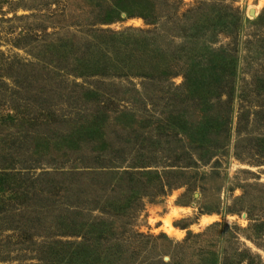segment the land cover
<instances>
[{"label":"rangeland","instance_id":"374dc122","mask_svg":"<svg viewBox=\"0 0 264 264\" xmlns=\"http://www.w3.org/2000/svg\"><path fill=\"white\" fill-rule=\"evenodd\" d=\"M0 264H264V0H0Z\"/></svg>","mask_w":264,"mask_h":264},{"label":"bare ground","instance_id":"6f19581e","mask_svg":"<svg viewBox=\"0 0 264 264\" xmlns=\"http://www.w3.org/2000/svg\"><path fill=\"white\" fill-rule=\"evenodd\" d=\"M250 15H252V16H253V12H252V11H250Z\"/></svg>","mask_w":264,"mask_h":264},{"label":"trees","instance_id":"16d2710c","mask_svg":"<svg viewBox=\"0 0 264 264\" xmlns=\"http://www.w3.org/2000/svg\"><path fill=\"white\" fill-rule=\"evenodd\" d=\"M232 212H233L232 210L229 211V213H232Z\"/></svg>","mask_w":264,"mask_h":264}]
</instances>
